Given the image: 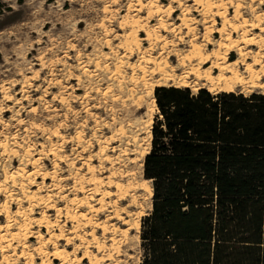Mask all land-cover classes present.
Here are the masks:
<instances>
[{"label": "rangeland", "instance_id": "rangeland-1", "mask_svg": "<svg viewBox=\"0 0 264 264\" xmlns=\"http://www.w3.org/2000/svg\"><path fill=\"white\" fill-rule=\"evenodd\" d=\"M196 1L0 0V144L8 145L7 151L0 145V264H70L85 253L88 258L81 264H140L142 221L151 212V200L143 191L131 193L141 194L144 207L131 205V196L117 199L108 177L127 167L125 162L113 167L100 149L128 111L134 112L132 120H154L158 113L142 87L139 94L145 99L139 107L124 102L127 95L119 91L120 75L129 76L128 65L143 60L141 53L131 55L124 48L125 36L136 22L140 29H152L158 38L153 44L142 40L145 59L151 60L144 64L153 70L152 60L168 62L166 70L175 79L166 80L157 72L149 83L185 84L193 91L211 83L192 71L204 73L212 67L199 64L194 46L212 55L219 50V40L230 43L218 31L225 23L219 13L239 26L237 31L227 26L228 32L235 40L244 38L239 46L245 52L259 51L247 41L259 36L251 24L264 17L262 0ZM140 36L146 32L140 30ZM260 52L264 55V49ZM237 58L236 51L228 54V60ZM240 69L244 72L246 66ZM245 88L238 86L235 92L263 91ZM113 146L123 148L125 143L113 141ZM119 152L109 150L108 155L115 158ZM115 179L127 183L131 177ZM100 180L105 183L98 192L95 183ZM115 200L119 209H127L125 215L140 223L127 239L116 235L120 253L110 248L111 230L126 225L105 210ZM103 223L110 233L104 232ZM97 239L106 248L96 246ZM57 251H65L66 261L54 258Z\"/></svg>", "mask_w": 264, "mask_h": 264}, {"label": "trees", "instance_id": "trees-1", "mask_svg": "<svg viewBox=\"0 0 264 264\" xmlns=\"http://www.w3.org/2000/svg\"><path fill=\"white\" fill-rule=\"evenodd\" d=\"M154 94L140 264H264V93Z\"/></svg>", "mask_w": 264, "mask_h": 264}, {"label": "bare ground", "instance_id": "bare-ground-1", "mask_svg": "<svg viewBox=\"0 0 264 264\" xmlns=\"http://www.w3.org/2000/svg\"><path fill=\"white\" fill-rule=\"evenodd\" d=\"M202 1L203 0H197L196 2L202 3ZM209 3H211L210 0H209ZM218 6H219V4H218ZM148 10H150L149 13H151L153 8L148 9ZM169 10H170L169 12L171 13L172 9H169ZM219 16L224 18L225 23H224V27L219 28L218 31L221 34H225L226 38L229 39L230 43H228V40H227V44L222 42L223 40H219V41L217 40L219 50H217V52H214V54L212 53V55L207 54L206 51L201 46L195 45L194 49H193L194 52H192V53H194V56L200 61L199 64L207 65L208 63H212V67L209 66V68H206L204 73H202L203 71L201 72V70L199 71L198 69H197L198 70L197 71L195 68H194L195 70L193 69L194 71H192V72L194 74H196L199 78H202V79L208 81L209 83H211L210 88L208 87L207 89H209L211 92H214V93L220 92V91L235 92V88L238 86H241L243 88L249 87L251 90L254 88L255 89H263L262 93H264V55L261 53L262 51L260 52V49L261 50L264 49V17L261 16V18L259 19L258 22H256V21L254 23L250 22V23H252L251 24L252 29H257V30L259 29L260 33L258 34L259 38L257 37L258 40H256L257 38L256 39L252 38V39H249L250 41L249 40L247 41V43L248 44L250 43V45L251 44L257 45L259 51L250 52L251 51L250 50L247 52V50H246V52H245L244 49H242L243 47L239 46V43H240L239 40H241L243 37L240 38L239 40L237 39L239 41L238 42L237 40H235L236 38L234 39L231 36V33L228 32V30H229L228 27H231L237 31L239 26H233L230 23V21L228 20L226 14L224 12L219 13ZM235 17H237V16H235ZM136 23H134V25L132 24L133 29L130 32V34H127V36H125L126 38L124 40L123 46L131 55L137 54L136 51L138 53H141V55H142L141 59H143V60H141L140 63H134L133 62L134 64L130 63L128 65V67L132 71L130 75L128 74L129 76L124 75V74L120 75V79H119L120 85H118L119 91L122 94L125 93L127 95V99L124 100V102H126L127 100L133 101V104L139 107V106H141V104L143 103V101L145 99L144 95L139 94L140 89L142 87L143 89L146 90L147 96L152 97V101H153L154 105L156 106V108L158 109L155 94H154L155 88L157 86H167V85L164 83H161V82L149 83L148 79L150 76L159 72L163 75V77L161 75L162 78H165L166 80H172L173 81V79H175L174 73L168 72V70H166V67L168 66L167 65L168 62H166L165 65H163L161 62L158 63L154 59V60H152V62L155 63L156 67L153 70H151V68L148 69V67L145 66L144 63H147L149 60H148V58H146L147 60L145 59V57H146V56H144L145 51L142 50V40H148L153 44V38L156 35L153 36L154 32L152 31V29H148L145 27L140 29V26L138 27L139 24H137V26H136ZM245 23H246V21H245ZM248 25H245V28ZM140 30L146 32V37L140 36ZM248 30L246 28L245 32L246 31L249 32ZM243 31H244V29H243ZM155 34H156V32H155ZM244 34L245 33H243V35ZM156 37L158 38V36H156ZM232 39H234L235 41ZM245 42L246 41H244V43ZM221 48H224L225 51L221 52L220 51ZM234 51H236L238 53V58L234 59V60H228V54H230L231 52H234ZM252 51H254V50H252ZM250 59H252L251 62L249 61ZM149 62H151V60ZM225 62H227V66H226ZM241 66H246V69L244 71L246 74L243 71H241V69H240ZM213 68L218 69L219 72L213 71ZM170 69H172V67ZM171 71H173V69ZM186 77H188V76L186 75ZM181 78H182V76H181ZM183 80H184V78H183ZM178 84H181V83H178ZM186 84H187V81H186ZM176 86L187 87V85H185V84L176 85ZM242 93H244V92L242 91ZM118 97H120V94L115 95V99H118ZM131 117H134V112H132L130 110V111H128V113L126 115V118L125 119L123 118V121L120 122L119 128L115 132H113L109 137L105 138V140L102 142V146L100 147L101 153H103L105 155L104 159L107 162H109L113 167L115 164L121 163V162H125L124 166L127 167V169L125 168V170L121 169V168L120 169L117 168L118 170H114L111 173V175L108 177L107 184L115 187V191L113 192V195L116 196L117 199H126L127 197L131 196V198H130L131 205H134V206L141 204L144 207L143 203L140 201V195L141 194H139V196H137V195H133L131 192L132 191H143L145 199L151 200L149 203L148 209L152 210L154 188L151 184L152 181L150 179L142 177V169H143L144 160L146 158V155L150 152V147H151V142H152L151 141L152 140V127H153L154 120L152 118L149 120H141L138 118L132 120ZM143 134H145L144 137L141 136ZM113 141H122L125 143V146L123 148H121V146L120 147L113 146L111 148L110 146L113 143ZM0 145H2V147H4V150L7 151V147H8L7 141H5V143L4 142L1 143ZM8 150H10V149H8ZM109 150H112V151L119 150L120 152L118 153L117 157L114 158L111 155H108ZM101 168H102V166H101ZM33 173L34 172L32 171L31 174H33ZM116 176L131 177V180H129L127 183H124V182L116 180L115 179ZM104 183H105L104 180L96 181L95 184H97V185H95L96 186L95 190H97L99 192L100 191L99 186L104 184ZM104 195H106V194H104ZM117 203H118L117 200H115L114 204H113L114 206L110 207L111 209L107 208L105 205L104 206L106 207L105 210H108L111 212V216L113 218H115L117 221H119L122 225H126V228H120V226L114 225L112 230H111V232H112V237H111L112 245L110 248L112 251L114 250L117 253H120L119 244L121 243V239L122 238L127 239L131 233V230H138L140 228V223L133 222L129 218V215H125L127 209L125 207L122 209L121 208L119 209L117 206ZM142 215H144V214H142ZM88 222H92V221L89 220ZM105 224L106 223H103V225H102L103 228L105 229V231L104 230L103 231L105 233H107L110 231V229ZM117 234H121V237H120L121 239L117 238V236H116ZM38 235H39V233H38ZM63 239H65V238H63ZM68 239H70V238H68ZM94 243L99 248H103V247L106 248L105 245H102L101 243H99L98 239L95 240ZM53 255H54V258H56V259H61L62 261H66L67 255H66L65 251L64 252L63 251L62 252L57 251ZM110 255L113 256V254H110ZM87 258H88V256L85 253V255H83L79 258V260L70 261L69 263L70 264H81L82 261L87 259ZM50 264H52V263H50Z\"/></svg>", "mask_w": 264, "mask_h": 264}, {"label": "snow or ice", "instance_id": "snow-or-ice-1", "mask_svg": "<svg viewBox=\"0 0 264 264\" xmlns=\"http://www.w3.org/2000/svg\"><path fill=\"white\" fill-rule=\"evenodd\" d=\"M262 2H264V0H262Z\"/></svg>", "mask_w": 264, "mask_h": 264}]
</instances>
